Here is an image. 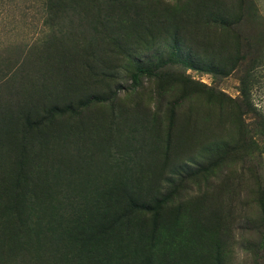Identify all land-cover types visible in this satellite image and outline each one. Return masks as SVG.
Instances as JSON below:
<instances>
[{
	"label": "rangeland",
	"instance_id": "rangeland-1",
	"mask_svg": "<svg viewBox=\"0 0 264 264\" xmlns=\"http://www.w3.org/2000/svg\"><path fill=\"white\" fill-rule=\"evenodd\" d=\"M0 264H264V0H0Z\"/></svg>",
	"mask_w": 264,
	"mask_h": 264
},
{
	"label": "trees",
	"instance_id": "trees-1",
	"mask_svg": "<svg viewBox=\"0 0 264 264\" xmlns=\"http://www.w3.org/2000/svg\"><path fill=\"white\" fill-rule=\"evenodd\" d=\"M139 71H140V70H139ZM136 77H137V74L135 73V74L133 75V78L136 79Z\"/></svg>",
	"mask_w": 264,
	"mask_h": 264
}]
</instances>
